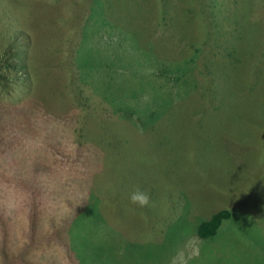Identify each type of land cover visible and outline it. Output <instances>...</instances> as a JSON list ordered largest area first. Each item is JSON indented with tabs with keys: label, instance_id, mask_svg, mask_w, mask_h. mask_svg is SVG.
<instances>
[{
	"label": "rangeland",
	"instance_id": "374dc122",
	"mask_svg": "<svg viewBox=\"0 0 264 264\" xmlns=\"http://www.w3.org/2000/svg\"><path fill=\"white\" fill-rule=\"evenodd\" d=\"M210 1L95 2L90 17L103 41L127 29L151 51L140 49L138 63L107 43L115 64L97 87L104 43L78 46L91 0H0V264H167L180 235L197 234L220 209L231 216L213 237L197 234L203 246L192 264H264V0H219L215 25L203 15ZM181 11L189 26L182 34L174 31L184 26L175 19ZM198 48L201 113L161 87L156 102L139 93L122 102L145 73L159 83L186 79L197 60L181 61ZM74 51L76 62L91 63L85 78L115 102L87 84L81 93ZM176 62L180 70L162 69ZM221 63L228 70L216 90L208 70ZM137 97L146 107L172 101L174 115L146 129L149 121L134 114L135 124L116 102L132 108ZM135 191L149 196L148 206L131 202Z\"/></svg>",
	"mask_w": 264,
	"mask_h": 264
},
{
	"label": "trees",
	"instance_id": "16d2710c",
	"mask_svg": "<svg viewBox=\"0 0 264 264\" xmlns=\"http://www.w3.org/2000/svg\"><path fill=\"white\" fill-rule=\"evenodd\" d=\"M92 1V6L89 7V15L88 18L86 19V21L84 20L82 25H81V32H80V37H78L79 39V44L80 45V41L81 44L82 43H86V45L88 43L94 42V44H92L94 47H96V45L99 42L104 43V48L100 51L104 52L106 56H104L101 59L102 64L98 65L99 68L95 71V75L97 78V87H98V82L100 77H103V71L105 67H109L112 66L113 63L115 64V62H112V59L114 58L113 56L110 55V51L111 53L112 50H109L108 52L106 51L107 49V43H115V45L117 46V48H120L119 52H124L125 50H128L130 52H133L134 57L136 58L138 63H142V59L139 58V55H142V53L139 52L140 49L149 51V53L151 52L149 49L146 48H142V46L139 44V42L136 40L135 36L136 33L133 32L132 34L130 32H120L121 34L119 37V34L117 37H113L111 40L108 41V39H106V41H103V34L100 33L101 28H100V22L98 23L97 26V21H93V19L90 17V15L93 13L94 9L95 11H97V6L95 4V2H98V0H91ZM201 6V3H199V6ZM187 11H181L178 14H176L175 19H181L184 23L183 25H177L174 28V31L178 30V33L182 34V31L185 30L187 27L188 23L186 21V13ZM207 14L210 15V21L212 24L215 25V23L220 19L221 15H222V9H221V5L219 3V0H212V3L210 1V9L207 12V9L204 11L203 15ZM164 19V18H163ZM165 21V27L169 26L168 21L166 19H164ZM87 25H89V27H87ZM110 26L111 28H115V26L110 23V22H104L102 27H106V26ZM173 26V25H172ZM93 28H95V31H93ZM117 30V29H116ZM99 31V36L97 38V33ZM186 32V31H185ZM208 33H212V35H214L216 33L215 27L214 28H208L207 30ZM179 38H182L183 36L180 35L178 36ZM124 39H128L129 42L124 43ZM135 39V41H134ZM139 39L140 35H139ZM225 39L224 38H219L217 40H215L214 42H218V43H222ZM131 44V46H130ZM77 46V47H78ZM76 47V48H77ZM75 48V49H76ZM116 48V51H117ZM128 48V49H127ZM137 51V52H136ZM118 52V51H117ZM235 52V51H233ZM203 53V49L198 48L197 49V53L194 54L193 56H191L190 58H187L186 61L182 60V63H186L189 61H192L193 59L196 60L194 62V64L189 68L190 70V76L187 75L186 79L179 81V79H177L176 77H174L173 79H168V78H164L162 79V81L159 83L157 80L149 78L148 77V73H145L141 76L140 79L137 78V81L135 82L134 88H133V92L129 93L128 95H122L120 94V98L122 99V102H127L126 98H133V96H137L136 94L139 93V95L143 96V97H152L153 101L156 102V95L157 94H161L160 91H163L164 89H166L168 91V93L172 92L173 90H176L180 95H182L183 98H185V100H189L188 103L190 104V109H194L197 108V110L201 113L202 111H200L198 108H204V105L207 104V99H206V90H204L203 87V83H201L200 78H197L196 76V70L198 68L199 65V59L198 56H201V54ZM116 54V53H114ZM124 53H122L121 55H123ZM120 55V56H121ZM158 61V60H157ZM236 61V60H234ZM69 62L72 63L74 70L72 71L73 73H76V77H75V85L78 87H80V91L82 93V88L81 85L82 84H87L88 86V92L96 94V96L99 98H101L103 101H105L108 105H110L109 101H113L115 102L112 98L106 97L104 96L105 94L102 92H98L97 88H96V84L91 80V79H86L84 74L87 75V71L89 70V68H91V63L90 61H86L82 60V61H75V51H74V57L73 59L69 60ZM159 62V61H158ZM133 63V62H132ZM125 64L126 67L131 68V64ZM178 62H176L175 65H163L162 69L164 70H168V71H172V70H180L181 66L179 64H177ZM231 63V62H230ZM229 63H226V66ZM223 63H221V65L214 66V64L212 65V70H208L209 74L211 75V79L212 82L210 84V86H212L214 89L218 90L220 88V85L218 83L215 82H222V76L224 75V73L228 70V69H224L223 67ZM76 69V70H75ZM86 79V81H84ZM172 80L174 81V83H171V86H167V84ZM106 82L102 81V84ZM167 83V84H166ZM201 83V85H200ZM114 87L116 88V83H113ZM175 85V86H174ZM161 87V88H160ZM111 89H115L113 87H110ZM156 90V89H159ZM34 90V87L32 89H30V91L32 92ZM149 93H145L148 92ZM184 93V94H183ZM83 94V93H82ZM102 94V95H100ZM84 96V95H83ZM85 97V96H84ZM182 98V99H183ZM203 101H205L204 103H202ZM122 102H116L118 106V111H120L122 113V115H127L129 116V118L133 121V123L135 124H141L139 122H136L132 119V116L134 114L138 115V118L142 119H146L147 121H149L148 125H146L144 128L149 129L151 128L153 125L157 124L161 126L164 124V118L163 115L165 114H171L174 115V107H172L171 102L172 101H168L166 102L165 106H162V102L161 101H157L156 105L154 107L151 106H147L146 107V103L140 99L139 97H137L136 101L134 102V106L132 108H129L127 105H122L120 106V104ZM202 103V104H201ZM155 107H157V109H155ZM126 109V112H123V110ZM216 106H213L211 109H206L207 111L211 110V111H216ZM112 111V110H111ZM204 111V110H203ZM118 114V113H117ZM118 116H121V114H118ZM117 116V117H118ZM218 116V115H217ZM217 116H209L210 122H212ZM119 118V117H118ZM169 118V117H167ZM121 119V118H120ZM129 120V119H128ZM170 121V118L168 119L167 123ZM198 119L195 121V124L197 123ZM194 124V125H195ZM79 128H82V126H80ZM82 130V129H81ZM163 129H161L162 131ZM163 140H170L167 135L166 132H164V139ZM79 213V212H78ZM82 214V218L84 219V215L83 212L81 211ZM231 216L230 211L228 209H220L217 210L216 212L212 213L210 215V217H208L207 219H203L201 220L196 227V233L203 239H207L210 237H213L214 235H216L218 229L221 226V223L225 220L228 219ZM177 229L175 230L176 233ZM69 246L72 245L71 242H68ZM154 244V243H153ZM148 246L151 247L152 244L148 243ZM151 256L154 257V252L152 250L151 247ZM105 264H114V263H105Z\"/></svg>",
	"mask_w": 264,
	"mask_h": 264
},
{
	"label": "clouds",
	"instance_id": "9594fccd",
	"mask_svg": "<svg viewBox=\"0 0 264 264\" xmlns=\"http://www.w3.org/2000/svg\"><path fill=\"white\" fill-rule=\"evenodd\" d=\"M131 202L141 207L149 204V196L141 191L131 194ZM203 240L195 233H183L178 238L177 244L171 252L167 264H192L199 259Z\"/></svg>",
	"mask_w": 264,
	"mask_h": 264
}]
</instances>
